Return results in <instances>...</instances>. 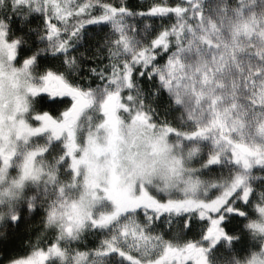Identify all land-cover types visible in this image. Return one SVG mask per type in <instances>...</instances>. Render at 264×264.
Returning a JSON list of instances; mask_svg holds the SVG:
<instances>
[{
  "label": "snow or ice",
  "instance_id": "1",
  "mask_svg": "<svg viewBox=\"0 0 264 264\" xmlns=\"http://www.w3.org/2000/svg\"><path fill=\"white\" fill-rule=\"evenodd\" d=\"M13 3L44 46L21 55L0 20V221L38 209L42 227L4 264H217L220 248L264 264V0ZM88 25L105 29L95 85L68 75ZM45 52L64 68L39 69Z\"/></svg>",
  "mask_w": 264,
  "mask_h": 264
},
{
  "label": "trees",
  "instance_id": "2",
  "mask_svg": "<svg viewBox=\"0 0 264 264\" xmlns=\"http://www.w3.org/2000/svg\"><path fill=\"white\" fill-rule=\"evenodd\" d=\"M149 0H127L129 7L138 9L139 7L146 5ZM25 6L14 4L13 0H0V20H3L7 26V31L10 37L15 36L21 38L20 51L21 55L29 54L35 51L38 47H43V41L39 37L40 29L42 27V21L39 13H27ZM104 29L98 28L95 25H88L84 31V39L77 43L73 52L70 54H76L79 60L80 67L77 70L76 75L68 73L69 77L84 85L89 81H85V76H91L86 66L100 67L106 61V52L103 46ZM38 68L53 67L58 70L63 69L64 65L60 55H50L48 53H41L37 56ZM140 79V78H139ZM90 83L95 85L97 83L96 77L91 76ZM144 92L149 97L152 89H157L153 80L143 81L140 80ZM149 94V95H148ZM153 104L161 110L168 105L169 99L164 92H159ZM26 216H30V222H27ZM41 213L37 209L32 213H28L26 210L22 212L20 218L16 222L4 220L0 221V258H10L11 256L21 252L24 248V242L30 240L41 229L40 222ZM234 234L239 235L240 239L235 241V247L241 249L245 246V237L240 229L242 225L233 219L225 221ZM7 236H10L8 240ZM92 238H89L91 240ZM222 255H226V250ZM4 263L0 260V264Z\"/></svg>",
  "mask_w": 264,
  "mask_h": 264
},
{
  "label": "flooded vegetation",
  "instance_id": "3",
  "mask_svg": "<svg viewBox=\"0 0 264 264\" xmlns=\"http://www.w3.org/2000/svg\"><path fill=\"white\" fill-rule=\"evenodd\" d=\"M42 97H44L43 100H41V107H51L53 110L56 107H62L66 102L70 103V98L67 96H55L50 97L47 93H41ZM256 175L258 176V179L255 181L257 187H260L264 185V172H257ZM0 260H4V258H0Z\"/></svg>",
  "mask_w": 264,
  "mask_h": 264
},
{
  "label": "rangeland",
  "instance_id": "4",
  "mask_svg": "<svg viewBox=\"0 0 264 264\" xmlns=\"http://www.w3.org/2000/svg\"><path fill=\"white\" fill-rule=\"evenodd\" d=\"M99 28V27H98ZM105 30V29H104ZM105 32V31H104ZM106 61L102 64V65H106L107 64V56H106ZM162 62V61H161ZM101 65V66H102ZM43 69V68H42ZM93 77H95V76H93ZM140 78V79H139ZM146 79H147V77L146 76H141V77H138V81H139V84H140V80H142V82L143 81H146ZM148 80V79H147ZM153 82H154V84H155V86L157 87V89H158V93L159 92H164L165 94H166V92L164 91V89L158 84V82L156 81V79H155V77H153ZM149 95V94H148ZM167 95V94H166ZM150 96H151V94H150ZM149 96V97H150ZM168 97V96H167ZM145 98L147 99L148 98V96L146 95V93H145ZM40 103H42L41 101H40ZM57 108V107H56ZM56 108H54V110L56 109ZM26 221L27 222H30L29 220H31V218H30V216H26ZM7 221H10V219H7ZM10 238V236H7V239L6 240H8ZM89 238H91V237H89ZM224 252V249L223 248H220L219 249V251H218V253H217V256H218V261H217V264H223V259L221 258V257H223V255H222V253ZM6 259H4L3 260V262L5 261ZM2 264H4V263H2Z\"/></svg>",
  "mask_w": 264,
  "mask_h": 264
},
{
  "label": "clouds",
  "instance_id": "5",
  "mask_svg": "<svg viewBox=\"0 0 264 264\" xmlns=\"http://www.w3.org/2000/svg\"><path fill=\"white\" fill-rule=\"evenodd\" d=\"M222 259H224V257H221Z\"/></svg>",
  "mask_w": 264,
  "mask_h": 264
}]
</instances>
